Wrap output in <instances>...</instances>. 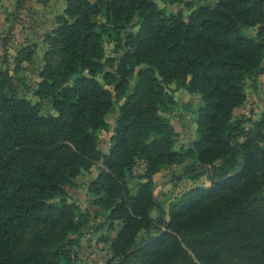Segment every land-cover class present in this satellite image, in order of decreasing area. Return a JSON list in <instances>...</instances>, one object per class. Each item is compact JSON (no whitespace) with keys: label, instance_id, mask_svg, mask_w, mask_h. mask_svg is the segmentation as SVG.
Instances as JSON below:
<instances>
[{"label":"trees","instance_id":"1","mask_svg":"<svg viewBox=\"0 0 264 264\" xmlns=\"http://www.w3.org/2000/svg\"><path fill=\"white\" fill-rule=\"evenodd\" d=\"M43 40L31 96L0 72V264H83L73 244L88 216L66 194L98 162L87 190L115 231L109 261L264 264V115L234 117L264 75V0H65ZM177 91L198 98L195 138L180 147L165 115ZM188 160L183 174L205 183L166 209L153 176Z\"/></svg>","mask_w":264,"mask_h":264},{"label":"rangeland","instance_id":"2","mask_svg":"<svg viewBox=\"0 0 264 264\" xmlns=\"http://www.w3.org/2000/svg\"><path fill=\"white\" fill-rule=\"evenodd\" d=\"M27 1V2H26ZM26 2V3H25ZM65 0H49L47 4L35 0H0V72L8 69L14 86L19 95L31 96L37 88L40 80L39 72L44 64V55L48 44L44 42L43 35L55 26V17L61 13ZM168 10L176 11L183 7L180 3L168 4ZM247 34L255 35L256 28L246 29ZM28 43V44H26ZM24 45H33L34 53L30 61H23L16 66L14 58L19 49ZM106 52H112V45L106 44ZM246 101L236 108L234 117L243 115L256 120L264 115V75L257 78L255 86H246ZM176 104L165 115L170 120L176 133V146H186L195 138V110L198 104L196 95L185 91L175 92ZM117 104L112 111L106 115L109 124L107 131L98 133L97 145L102 152H107L109 137L117 116ZM43 114L53 113L51 103L48 99L43 100ZM191 163L188 160L177 165H170L155 173L154 195L156 199L167 209L169 201L180 196L182 193L199 183H205V176L191 179L193 172L187 171ZM100 162L95 163L89 170L80 173L74 180V185L67 188L66 198L68 201L76 202L83 213L88 216L77 239L73 244L78 253V259L83 264H116L109 261L108 244L115 235L110 231L106 223V213L96 204L93 197L89 195L87 186L98 173ZM144 162L136 160L135 172H142ZM154 210L152 216L156 217ZM28 231L26 236H30ZM144 233L142 234V236ZM74 237V236H70Z\"/></svg>","mask_w":264,"mask_h":264},{"label":"crops","instance_id":"3","mask_svg":"<svg viewBox=\"0 0 264 264\" xmlns=\"http://www.w3.org/2000/svg\"><path fill=\"white\" fill-rule=\"evenodd\" d=\"M35 1H37V2L41 3L39 0H35ZM48 1H49V0H48ZM48 1H47V2H48ZM26 2H27V1H26ZM26 2H25V3H26ZM47 2H46V3H42V5H43V4H45V5H46V4H47ZM63 7H64V6H63ZM61 11H62V10H61ZM96 175H97V174H96ZM96 175H95V176H96ZM154 175H155V174H154Z\"/></svg>","mask_w":264,"mask_h":264}]
</instances>
